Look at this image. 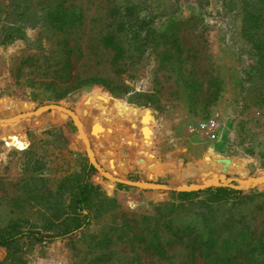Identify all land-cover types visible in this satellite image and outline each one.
Returning a JSON list of instances; mask_svg holds the SVG:
<instances>
[{
    "label": "rangeland",
    "instance_id": "rangeland-1",
    "mask_svg": "<svg viewBox=\"0 0 264 264\" xmlns=\"http://www.w3.org/2000/svg\"><path fill=\"white\" fill-rule=\"evenodd\" d=\"M143 28L168 35L145 53ZM50 105L88 142L68 113L35 115ZM14 123L0 237L34 234L0 246L1 264H264V185L236 182L264 170V0H0V125ZM210 179L240 195L179 191Z\"/></svg>",
    "mask_w": 264,
    "mask_h": 264
},
{
    "label": "trees",
    "instance_id": "trees-1",
    "mask_svg": "<svg viewBox=\"0 0 264 264\" xmlns=\"http://www.w3.org/2000/svg\"><path fill=\"white\" fill-rule=\"evenodd\" d=\"M129 9L130 10H134L133 6L131 8H129ZM162 14H165V12H163ZM131 22H128L130 27L133 25V24H131ZM139 23H143V20H141V22L139 20ZM124 26H125V24H123V22H120L118 24V29L121 30V29L124 28ZM173 26H174V23L173 22H169L168 26L166 27L165 30H171V28H173ZM143 29H144V32H142L141 36H140V33H137L136 34L137 37H133V40L137 43V48L138 49L143 48L145 53L149 52V50H150V52H151V50H153V45H154L153 41L156 42L154 37L159 38V36H161V37L166 38L167 35H168L167 31H165V30L160 32L159 35H158V34H155L156 32L153 29H149V28H143ZM152 34L155 35V36L151 37ZM174 39L177 40L175 36H174ZM104 45L107 46V47H110V48H112V49H114L116 51L117 54L115 56V59H117L119 57V54H121L123 52V48H122L121 44L119 43V38L115 35V33L111 32V31L108 32V34H106V36L104 37ZM160 55H162V58H163V57H166V55L172 56L173 54L172 53H167L166 51H163ZM142 96H147V98H148L147 100H144L142 102V105L149 106L150 105L149 95L148 94H144ZM137 107H139V106H137ZM141 108L143 109L145 107H141ZM98 109L101 110L100 108H98ZM115 111H118V113L120 114V117H121L122 120H124V121L128 120L129 123H131L132 125H134L137 128V126L134 124L132 119H130L129 117H123L122 116V109L120 107L116 108ZM112 112H114V109H110L109 111H105V110L102 111L101 110V111H98L97 113H95V117L99 118V117L103 116L106 113H112ZM33 120H34V118H33ZM21 122L25 123L24 121H21ZM27 122H29V120H26V123ZM23 126L24 125H18L16 123L8 124V125H5V124L4 125H0V133L5 135V134H8L10 131L20 132V131L23 130ZM102 144H103V142L100 145H102ZM102 147H103V145H102ZM94 188H95V186H93L88 181L86 176L81 180L79 188L76 191V195L74 196L75 197V206L77 207L76 211H78L79 208L82 209L83 207H85L87 205H90V203L92 201L91 200V198H92L91 195H92L93 191L95 190ZM207 191H211L213 193V196L215 198H218V199L225 198V197L233 198V197H236L237 195H240L239 191H236L234 189H229L227 187L209 188ZM181 194L182 195H187L188 192H181ZM239 232L238 233L242 234V235H247V233H248L246 230H243V229H241ZM32 234H34V233H31V231H28V232H20V231H18V232H10L9 234L3 235V236L0 237V246H5L8 250H10L12 245L15 242L18 243L21 239H23V237H26V236L29 237V235H32ZM254 246H255V244L252 245V248H251L252 251L250 252V254H253ZM257 248H259V245H257Z\"/></svg>",
    "mask_w": 264,
    "mask_h": 264
},
{
    "label": "bare ground",
    "instance_id": "bare-ground-1",
    "mask_svg": "<svg viewBox=\"0 0 264 264\" xmlns=\"http://www.w3.org/2000/svg\"><path fill=\"white\" fill-rule=\"evenodd\" d=\"M50 108H51L52 110L58 111V112H60V113H63V112H64L63 114L68 113V114L72 117V119L74 120L75 125L78 127V129H80V135H81V137L83 138V140H84V141H87V139H86V134H85V133H82V132H83V128H82V125H81V122H80V119H79L78 115H76L75 113H72L71 111H69V110H67V109H65V108H62V107L51 106ZM46 110H47V108H42V109H40L39 111H37V112L35 113V115H39V114L45 112ZM84 130H85V129H84ZM85 139H86V140H85ZM87 142H88V141H87ZM74 145H75V144H74ZM75 147H76V145H75ZM87 154H88V157H89L90 162L93 163V164H96V163H95V160H94V158H93V154H92V152H91V150H90L89 148H87ZM96 167L99 169V172L101 173V175L107 177L109 180H112V181H119L118 179L112 177L110 174L104 172V171H103L98 165H96ZM233 179H234V178H233ZM125 182H126V181H125ZM129 183H131V182H129ZM255 184H256L257 186H263V185H264V183H255ZM136 185H138V186H142V187L156 188V186L154 185V183L140 182V183H137ZM178 186H180V185H178ZM254 186H255V185H254ZM192 187H194V186H192ZM184 188H188V187H181L180 189H184ZM188 189H189V188H188Z\"/></svg>",
    "mask_w": 264,
    "mask_h": 264
},
{
    "label": "water",
    "instance_id": "water-1",
    "mask_svg": "<svg viewBox=\"0 0 264 264\" xmlns=\"http://www.w3.org/2000/svg\"><path fill=\"white\" fill-rule=\"evenodd\" d=\"M52 106V105H50ZM50 106L47 109H50ZM47 106H43L41 108H46ZM40 108V109H41ZM99 170V169H98ZM236 182L240 187L243 188H252L257 186L255 183H264V170H262L259 174H256L254 176H243L242 178H236ZM229 181L227 180L226 182H219V184H216L215 181H212V179L202 183V185H190L187 186L188 188L184 189H179V191H199L204 188H216V187H223L224 185H227ZM194 186V187H192Z\"/></svg>",
    "mask_w": 264,
    "mask_h": 264
}]
</instances>
